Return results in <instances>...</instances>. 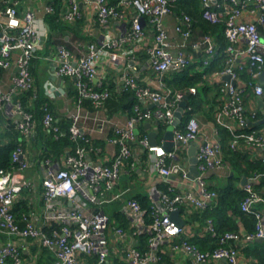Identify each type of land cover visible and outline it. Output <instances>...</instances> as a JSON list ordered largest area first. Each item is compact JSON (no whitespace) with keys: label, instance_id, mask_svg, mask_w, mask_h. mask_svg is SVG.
<instances>
[{"label":"built area","instance_id":"built-area-1","mask_svg":"<svg viewBox=\"0 0 264 264\" xmlns=\"http://www.w3.org/2000/svg\"><path fill=\"white\" fill-rule=\"evenodd\" d=\"M177 0H120L116 5L107 0H65L66 5L62 18L74 22L80 16L79 4L91 7L97 20L101 23L110 18H126V9L136 11L131 18V25L117 38L108 39L100 45L88 42L87 50L79 56L59 45L53 60L55 75L72 77L76 80L78 98L75 107L68 112L71 123L68 127L69 137L76 142L72 151L67 152L61 161L55 162L48 158L41 163V198L43 207L38 213H21V227L16 220L13 207L24 189H30L34 182L29 178L17 179L15 170L28 166L23 158V148L19 144L11 154L13 166L9 169L0 167V231L8 235L28 237L48 249L54 256L53 264H110L107 231L110 219L104 212L92 209L106 200V194L112 191L121 179L125 164L132 155V143L137 141L149 153L151 167L168 184L167 191H155L151 194V206L148 212L143 209L135 198L126 202L125 213L128 217V235L135 238L146 235V248L130 246L125 250V264H157L163 258L162 245L169 243L170 250L181 253L189 260L188 264H202L211 260H224L226 264H256L251 257L243 256L240 251L241 236L238 232L225 231L218 234L212 219H207V230L216 246L212 249H201L182 237L184 227L179 226L170 218V213L183 205H192L200 210L212 208L217 200V192L208 188L205 174L210 168L221 167L222 143L219 139H202L196 150L197 169L195 181L200 186V194L180 186L169 177L178 172V165H170L168 159L175 156V151L165 150L161 144H150L147 136L138 138L135 128L141 121L164 120L170 124L175 119V111L186 93L194 94L196 87L191 86L187 92L172 90L157 81L156 88L138 83V67L129 65L117 92L131 90L137 99H146L155 105L154 109H142L134 105V114L129 116L123 126H115L113 134L108 137L111 144L117 145L118 151L110 161H93L90 158L91 139L81 125L82 99L91 100L93 107L99 109L103 100L110 95L104 87V76L99 75V60L102 53L109 57L113 67L123 63L130 51L122 50L125 43H140L145 38V25L152 29L151 43L146 47V67L162 75L170 70L183 69L189 65V58L184 46L191 36L194 18L186 13L179 17L175 24V32L181 38L179 49L171 51L169 32L165 17L172 12ZM201 15L213 25H222L223 35L227 42L226 63L223 69L214 74L224 80L221 88L226 95L223 116L234 130L245 128L256 115L252 110L249 116L243 103V87L236 81L240 72L245 69L253 77L264 73V0H199ZM16 0H0V66L7 67L13 63V53L18 52L15 59L17 72L13 75V87L8 93L0 90V106L11 116L18 115L16 129L21 140L33 137L35 121L31 112L21 104L13 103V94L32 90L34 87L31 73V61L38 56L42 44V36L37 29V18L31 10L20 12ZM50 10V7H47ZM207 43L205 52H215L211 37L204 36ZM199 44L195 47L199 48ZM131 60V59H130ZM129 61V60H128ZM159 80V79H158ZM234 81V83H232ZM46 87L50 98L54 97V88L49 82ZM253 91L261 97L264 109V85L255 82ZM37 95L33 93L32 99ZM190 112L191 107L186 106ZM44 130L55 138L62 135L56 116L45 107L42 119ZM201 131L197 117L190 113L182 127L175 126L173 141L188 145L197 141ZM234 133V132H233ZM239 132L234 133L229 147L236 149ZM246 143L252 147H264V128L253 130L244 135ZM182 178H186L181 171ZM258 174L243 185L245 196L240 203L242 211L255 215L257 221L251 238L264 239V197L254 186ZM50 225L51 230L45 231L44 226ZM116 236H122L124 229L113 227ZM89 258L91 262L85 263ZM10 258L12 264H20V250L13 240L0 246V264Z\"/></svg>","mask_w":264,"mask_h":264},{"label":"crops","instance_id":"crops-1","mask_svg":"<svg viewBox=\"0 0 264 264\" xmlns=\"http://www.w3.org/2000/svg\"><path fill=\"white\" fill-rule=\"evenodd\" d=\"M16 1L18 4V10L20 12L25 10H31L34 12L35 17L37 18V29L43 38L42 44L38 49V56L34 58L31 65V73L33 75L34 82L33 93L37 95L35 90H38L40 95L47 100L49 107L52 108V113L56 116L57 122L59 123L63 119L68 118V112L75 107L77 99H75L73 95L76 93L78 94V89L76 80L74 78L67 76L59 77L55 75V63L53 57L56 52V48L59 45H65L67 48L71 49L75 55L79 56L81 53H84V51L87 50V45L90 41L100 45L102 42L108 39L120 37L125 32V30L130 27L131 18L135 16L136 11L133 8H127L125 19L121 20L119 18H110L107 22L101 23L97 20V16L91 7L80 3L79 18L74 22H68L62 18L64 12L63 8V11L61 12V18L71 26L68 29L59 31L53 37L55 43L50 45L47 43L50 35V29L45 21V16L47 12L50 11L47 10V7H50L49 0ZM107 1L112 5H116L120 0H115L114 2H110V0ZM65 5L66 2L63 0V7H65ZM200 8L201 6L197 0H182V2L181 0H177L173 4L172 12L165 17V24L169 32V41L171 44L170 48L172 52H175L179 49L181 44V38L174 29L179 17H181L183 13H186L185 11H190L188 13L189 15H197V17L194 18L191 32L192 34L184 46L185 53L189 58V65H192L189 73L191 75L198 73L197 77L199 78L194 86L196 87V92L194 93L195 95L190 93L188 94V97L189 95H192V98H194L192 99L193 104L189 102L187 105L188 107H191L190 113L197 117L201 127L199 138L195 142L198 143L202 139L206 138L208 140L219 139L222 143L221 157L223 165L218 168H210L207 171L205 174L206 185L208 188L214 186L223 187L228 186L231 182H233L235 186L242 189L243 185L241 184V179L244 176H241L240 180L237 182L234 180L232 181L231 176L233 175V168L229 162L224 159L223 144L224 146L226 144L228 145L229 141H223L221 130L224 128L230 131L232 135H234L236 131L243 135L239 137L238 146L236 149L247 154V158L250 161L261 162L264 164V147H252L248 145L244 139V135L249 134V132L251 133L252 130L249 132L244 131V128L234 130L235 128L228 124L227 120L222 114L226 103V95L224 92H222L221 88L225 79L215 75L214 72L223 69L225 66L227 42L221 31H217L215 28L206 30L205 22L201 19H198ZM144 22L145 20L143 18L142 23L146 30L144 40L140 43L123 44L122 50H128L131 53V55H129L127 59L123 61V63H119L115 68L111 65L109 57L106 54L102 53L100 55L99 75L104 76L103 81L115 89L118 87V85H120L124 74L129 72V65L132 63L138 67V83L151 88H156L158 84L157 81H160L163 83L164 87L175 90L174 88L167 85L169 80H173L175 78L173 74L174 70H170L166 73H163L162 75H158L155 71L146 67V47L151 43L153 34L152 29L148 25H145ZM208 35L211 37L215 46V52L210 55L205 52L207 43L203 42L204 36ZM196 44L200 45L199 48L195 47ZM12 56L15 61V59L18 57V52H14ZM220 58H222L221 62L219 61ZM213 59H216L218 62H214V66H211L213 69L206 72ZM14 61L7 67L0 66V90L4 93L10 92L13 87V75L17 72V66ZM220 66L222 67L218 68ZM178 70L181 71L182 69ZM243 71L246 72V74L249 76V79H252L253 82L262 83L264 85V79L260 81L259 76L253 77L247 70L243 69L240 72V77L236 81V83L244 89L243 103L246 114L249 116L250 112L255 110L256 116L258 114L260 115V117L257 119L253 118V121L251 124H248V126L252 125L254 127H258V129L264 128V109L262 106L261 97L254 93L252 83H246V81L249 80L248 76H243L244 78L241 77V73ZM54 76L56 78L55 80L52 79ZM49 82L54 88L55 95L52 98L48 96L46 91V87L48 86L47 84ZM189 87L185 88L184 92L188 91L187 89ZM18 94L19 93L13 94V103L19 102L21 104ZM133 98H135L134 105L138 104L142 109L155 108V105L149 103L146 99H136L135 95ZM48 104H45L44 106V113L45 107L48 109ZM27 105L28 107H32V101H29ZM94 108L90 109L89 107L83 106L81 104V113L83 115L81 125L86 131L87 135L90 137V143L94 148V150H91L89 155L93 161H110L112 160L114 154L117 153L118 147L117 145L109 143L107 139L113 134L115 126H123L126 124L129 116L119 109L108 110L106 107H100L99 109ZM186 111L187 110L185 107L182 119L178 122L176 127H182L187 120V117L185 118L187 115ZM18 120V115L11 116L10 114H7L6 110L2 106H0V143H5L10 139V137L14 136L13 132L16 130V122ZM11 125L14 126L13 129H10ZM167 125L168 124L164 120L155 121L151 119L147 121H141L136 125V134L140 139L143 136L149 137V133L151 131H156L157 144L162 145L164 142L163 135ZM42 129L44 130L43 127ZM44 132L47 133L45 130ZM48 135L50 134L48 133ZM33 138L34 136L28 139L22 138L21 140V135L18 132V145L20 144L23 148V158L27 160L28 166L21 170H15V175L17 179L29 178L34 182V186L30 189H24L15 202V204L25 202L27 209L24 210L23 213L26 214L32 212L38 213L43 207V200L41 198L42 160L39 157L41 154L40 150L43 145L40 144L37 146L36 144L31 143L30 140ZM191 143L188 145L174 143L170 149V151H175V156L172 159H168V163L172 166L178 165L180 169L178 172L172 174L169 177V180H176L180 186L186 187L187 189L193 191L196 195H199L200 186L198 182L195 181V179L187 177L189 169L188 148ZM131 146L132 155L130 159L127 160V164H125L126 171H123L121 179L116 184L115 188L106 194L105 197L107 201H104L98 206L91 207L92 209L104 212L110 219V227L107 231L108 246L110 251V264H125V260L123 258L125 250L130 246L139 247L141 245V239L139 238V235L135 238H131L128 235L129 221L125 213L127 200L129 198L137 199L138 196H145L149 201H151V194L155 191L159 192V187L162 184L167 183L165 179L160 177L158 173L152 169L149 153L139 144L138 140L133 142ZM62 158L60 160L58 159L53 161L59 162L62 160ZM181 171L185 172L186 178H182ZM253 173L255 174L256 172ZM216 204L217 202H215L213 207L216 206ZM180 208V216L185 221L182 237L191 243L196 242L197 244H193L197 245L201 249L214 248L217 244L216 242L212 241L207 230V219L204 220L201 217L204 211L192 205H183ZM17 222L20 226L22 223L21 227H24V223L20 221V219H18ZM237 222L239 225L237 232L241 236V241L239 244L240 251L243 256H246V254L243 252L244 249L253 246V242L256 239L250 237V234L252 233L245 229L240 220H237ZM116 226L123 227L125 231L120 237L114 234L113 227ZM257 239L262 240L261 238ZM8 240H13L16 246L19 248L21 257L20 264H53V254L48 249L40 245L37 241L28 237L25 238L21 236L8 235L0 231V246L5 244ZM211 245L214 246L211 247ZM161 247L163 249V258L157 264L189 263V260L181 255V253L171 251L169 243H164ZM88 262L90 263L91 261L87 259L85 263ZM5 264H12V260L8 258ZM202 264L226 263L224 260H211Z\"/></svg>","mask_w":264,"mask_h":264},{"label":"trees","instance_id":"trees-1","mask_svg":"<svg viewBox=\"0 0 264 264\" xmlns=\"http://www.w3.org/2000/svg\"><path fill=\"white\" fill-rule=\"evenodd\" d=\"M114 2L115 0H110V2ZM196 1V0H194ZM199 1V0H197ZM182 2V0H181ZM200 5V1H199ZM49 6L50 11L47 12L45 16V21L49 26L50 29V35L48 38V42L50 45L55 43L54 36L62 30L68 29L71 25L67 24L65 21L61 18V12L63 11V0H49ZM186 14H188L190 11H185ZM193 18L197 17V15H192ZM198 19L203 20L205 22L206 30L212 28L216 29L217 31H221L223 33L222 25H213L209 22L205 21L202 18L201 15V8L199 11ZM222 58L219 59L221 62ZM34 59H32L33 61ZM31 61V65H32ZM218 62L216 59L210 63L208 70H211V66H214L213 63ZM192 65H188L185 68H183L181 71L178 69L174 70L173 74L175 78L173 80H169L167 82V85L174 88L175 90L183 91L185 88L189 86H195L196 82L199 80L198 73L195 75H191L189 73L190 68ZM216 67V66H215ZM222 66L218 67L221 68ZM246 72L241 73V77H246ZM248 76V75H247ZM243 77V78H244ZM249 79V76H248ZM247 84L252 83L254 84L252 79H249L246 81ZM104 87L108 88L110 95L103 100V103L101 107H106L108 110H122V112L128 114V116H131L134 114V101L135 98L133 91L127 90L122 92H117L115 89H113L111 86L106 84L104 82ZM33 90H28L24 92H20L18 94L19 101H21L22 107L31 112L33 115V119L35 121V135L34 138L31 139V143L36 144L39 146L40 144L43 145L41 148V154L40 159L43 160L45 158H50L52 160H60L67 152H70L73 150V148L76 146V142L73 141L69 137L68 133V127L71 123L70 118L63 119L61 122L58 123L59 129L63 132L62 135H59L58 138H55L52 134L48 135V133H45L42 129V116L44 114V106L47 103V100L40 95L38 90L35 92L37 93V97L35 99H32L33 96ZM188 90V89H187ZM187 92V91H186ZM195 95V94H193ZM75 99L78 98L79 94L73 95ZM133 96V97H132ZM137 99V98H136ZM192 95L188 97V104L189 102L192 103ZM29 101H32V107H28L27 103ZM193 104V103H192ZM82 105L87 106L90 109H93V105L90 99L84 98L82 99ZM48 109L52 112V108L49 107V104L47 105ZM95 109V108H94ZM188 117L189 111H186ZM260 115H255V119L259 118ZM254 119V120H255ZM253 120L251 119V122ZM14 126L11 125L10 129H13ZM258 129V127L254 126H246L243 130L246 132L253 131V129ZM17 130V129H16ZM14 130V136L10 137V139L5 143H0V167L4 169H9L13 166V163L11 161V154L13 150L18 146V130ZM223 135V141H229L228 145L226 144L224 146L223 144V153H224V159L229 162L231 167L233 168V175L232 181H239L241 176H246L247 178H252L253 172H256L258 174V178L254 180V186L257 189V191L264 197V164L261 162L256 161H250L247 157V154L242 153V151L237 149H232L229 147L230 141L233 139L234 135L230 133L227 129L221 130ZM251 131V132H252ZM250 133V132H249ZM20 134V133H19ZM226 147V148H225ZM160 191H167L168 184H162L160 187ZM210 189H213L217 192V204L213 208L205 209L202 213V218L204 220L206 219H212L215 225V229L218 234L224 233L225 231H234L237 232L239 229V225L237 220H240L241 224L245 227V229L253 233L255 229L256 224V217L252 213H247L245 211H242L240 208V203L242 199L245 196V191L237 186L234 185L233 182H231L228 186L223 187H210ZM138 202L140 203L141 207L143 209L147 210L146 214V221H149L148 212L150 210L151 201L147 199L145 196H138L137 197ZM27 207L25 205V202L16 203L14 206V213L16 214L17 220L20 219V213H23L24 210H26ZM22 226V223H21ZM52 226H44L45 231L51 230ZM123 228V227H122ZM139 238L141 239V245L138 247L140 249L146 248V235L141 234L139 235ZM197 244L196 242H193ZM214 245H211V247ZM244 249V248H243ZM242 249V251H243ZM247 257L253 258L257 264H264V239L262 240H254L253 246L249 248H245L243 251ZM88 259L91 261L92 258Z\"/></svg>","mask_w":264,"mask_h":264},{"label":"water","instance_id":"water-1","mask_svg":"<svg viewBox=\"0 0 264 264\" xmlns=\"http://www.w3.org/2000/svg\"><path fill=\"white\" fill-rule=\"evenodd\" d=\"M140 20H141V22H143V18H140ZM223 78L225 80H228V81L230 80L229 75H225ZM52 79L55 80L56 79L55 76L52 77ZM259 79H260V81H262L264 79V73L259 75ZM232 83H234V81H232ZM187 101H188V93H186L183 96V99L179 102V106L177 107V110L174 113L175 114L174 121L172 123L168 124L166 129H165V132L163 135L164 142L162 144V146L164 147L165 150H170L172 148V146L174 145L173 130H174L175 126L178 124V122L182 119L183 111L187 105ZM249 124H251V122ZM135 132H136V128H135ZM156 135H157L156 131H151L149 133L148 141L150 144H152V145L157 144ZM197 145H198V143L194 141L190 144V146L188 148L189 169H188L187 177H189L191 179H195L199 174V171L197 169V159H196V155H195L196 150H197ZM247 181H248V178L244 176L241 179V184L244 185ZM180 211H181V208H178L175 211H172L170 213V218L172 220H174L179 226H184L185 221L180 216Z\"/></svg>","mask_w":264,"mask_h":264}]
</instances>
